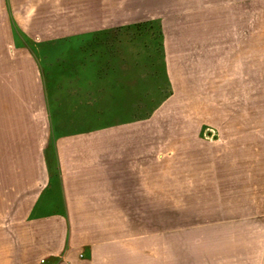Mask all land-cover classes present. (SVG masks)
Masks as SVG:
<instances>
[{"label": "crops", "instance_id": "1", "mask_svg": "<svg viewBox=\"0 0 264 264\" xmlns=\"http://www.w3.org/2000/svg\"><path fill=\"white\" fill-rule=\"evenodd\" d=\"M21 15L0 0V264H112L127 255L126 218L142 214L143 204H128L133 195H146L151 208L174 207L172 178L159 199L158 146L138 140L144 132L157 140L158 110L175 95L164 20L108 16L38 38L19 25ZM64 41L70 63L52 60L53 73L42 48ZM32 59L49 120L33 167Z\"/></svg>", "mask_w": 264, "mask_h": 264}, {"label": "rangeland", "instance_id": "2", "mask_svg": "<svg viewBox=\"0 0 264 264\" xmlns=\"http://www.w3.org/2000/svg\"><path fill=\"white\" fill-rule=\"evenodd\" d=\"M115 2L113 10L108 0H9L15 15L21 11L19 25L38 38L97 26L108 16L164 20L175 95L158 110L157 140L145 132L138 140L158 146L159 199L172 178L174 207L159 201L151 208L146 195H133L128 204H143L135 211L142 214L126 218L127 255L112 264H264V0ZM69 43L42 48L46 69L54 71L55 59L70 63ZM30 64L33 167L49 120L39 66Z\"/></svg>", "mask_w": 264, "mask_h": 264}, {"label": "built area", "instance_id": "3", "mask_svg": "<svg viewBox=\"0 0 264 264\" xmlns=\"http://www.w3.org/2000/svg\"><path fill=\"white\" fill-rule=\"evenodd\" d=\"M41 263H44V261H41Z\"/></svg>", "mask_w": 264, "mask_h": 264}]
</instances>
